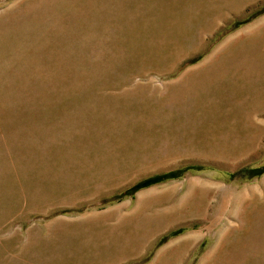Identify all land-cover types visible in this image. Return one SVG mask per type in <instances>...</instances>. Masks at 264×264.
<instances>
[{
  "label": "rangeland",
  "instance_id": "374dc122",
  "mask_svg": "<svg viewBox=\"0 0 264 264\" xmlns=\"http://www.w3.org/2000/svg\"><path fill=\"white\" fill-rule=\"evenodd\" d=\"M0 264H264V0H0Z\"/></svg>",
  "mask_w": 264,
  "mask_h": 264
},
{
  "label": "bare ground",
  "instance_id": "6f19581e",
  "mask_svg": "<svg viewBox=\"0 0 264 264\" xmlns=\"http://www.w3.org/2000/svg\"><path fill=\"white\" fill-rule=\"evenodd\" d=\"M263 20V19H262ZM204 187V186H203ZM209 191V190H208ZM207 193V192H206ZM189 194V193H188ZM203 195V194H202ZM187 197V196H186ZM162 254V253H161ZM159 258V257H158Z\"/></svg>",
  "mask_w": 264,
  "mask_h": 264
},
{
  "label": "trees",
  "instance_id": "16d2710c",
  "mask_svg": "<svg viewBox=\"0 0 264 264\" xmlns=\"http://www.w3.org/2000/svg\"><path fill=\"white\" fill-rule=\"evenodd\" d=\"M152 182V180L151 181H149L148 183H151Z\"/></svg>",
  "mask_w": 264,
  "mask_h": 264
}]
</instances>
